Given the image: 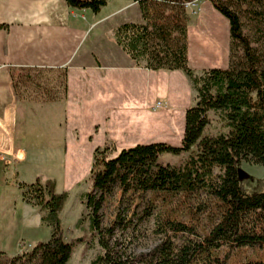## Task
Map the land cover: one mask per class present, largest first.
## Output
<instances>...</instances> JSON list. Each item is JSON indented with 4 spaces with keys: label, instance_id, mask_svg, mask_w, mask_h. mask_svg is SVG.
<instances>
[{
    "label": "trees",
    "instance_id": "1",
    "mask_svg": "<svg viewBox=\"0 0 264 264\" xmlns=\"http://www.w3.org/2000/svg\"><path fill=\"white\" fill-rule=\"evenodd\" d=\"M64 1L95 13L106 0ZM130 1L141 22L118 24L115 43L135 67L180 70L194 97L184 110L178 146L136 143L113 157L107 144L93 150L84 205L100 252L89 264H264V191H249L238 178L241 162L264 165V0H209L228 21L227 64L199 71L186 54L184 3L190 0ZM27 70L12 73L14 83H33ZM209 111L225 131L203 133ZM162 152L187 156L181 164H160ZM21 186L22 198L44 211L50 234L29 250L0 251V264H66L73 243L64 239L58 219L66 192H54L50 180ZM115 189L147 194L143 216L152 219L156 240L148 249L128 248L119 215L101 226L100 208Z\"/></svg>",
    "mask_w": 264,
    "mask_h": 264
},
{
    "label": "crops",
    "instance_id": "2",
    "mask_svg": "<svg viewBox=\"0 0 264 264\" xmlns=\"http://www.w3.org/2000/svg\"><path fill=\"white\" fill-rule=\"evenodd\" d=\"M184 8L187 60L225 57L227 64L226 18L209 0ZM123 22H141L136 2L106 0L94 13L64 0H0V251L19 253L20 243L29 250L50 229L44 211L22 198L21 186L42 183L26 177L48 159V144L50 156L56 147L64 154L70 178L81 169L78 180L97 147L155 142L176 121L180 140L193 91L180 70L135 67L113 39ZM19 69L64 72L61 98L25 96L14 83ZM154 101L164 109L152 111Z\"/></svg>",
    "mask_w": 264,
    "mask_h": 264
},
{
    "label": "rangeland",
    "instance_id": "3",
    "mask_svg": "<svg viewBox=\"0 0 264 264\" xmlns=\"http://www.w3.org/2000/svg\"><path fill=\"white\" fill-rule=\"evenodd\" d=\"M226 64L225 57L213 58L210 56H191L188 58V65L195 71L202 68L223 66ZM15 75L21 72H14ZM24 73V72H22ZM28 77L34 81L26 85H19V90L27 97L43 98L45 96L49 99L57 97L61 98L63 94V75L61 70L51 69H30L26 72ZM186 82H188L185 77ZM15 81V80H14ZM193 98V92L192 96ZM164 108H158L156 111H161ZM208 124L203 129L204 134L214 135L218 132L225 131L222 121L219 116L212 111L207 113ZM160 117V116H159ZM161 119V117H160ZM180 122H172L171 127L174 129H160L158 137L155 142H165L170 145H177L179 140H175V133L178 132ZM136 144V143H134ZM134 144L127 143L123 147L132 146ZM47 145L48 159L41 161L38 169L28 171L26 177L29 181L38 179L42 184L50 180L54 183L55 192L65 191L67 197L63 202L58 213L59 225L62 228L63 236L66 241L72 242V250L70 257L66 264H89V262L100 252V247L97 244L96 237L89 225L87 216L88 210L84 205V195L90 189L91 179L88 176V171L83 170L81 177L78 180L77 175L70 178V171L63 166L64 154L60 153L59 147L55 148L54 157L51 154V148ZM111 147L109 156L113 157L117 154L120 147L114 149ZM43 155V153H42ZM187 156L186 152H179L176 154L169 152H162L157 157V162L160 164H181ZM83 154H81V159ZM1 167V163H0ZM240 184L249 191H264V165H257L248 162L240 163V171L238 172ZM52 179V180H51ZM75 180V181H74ZM73 181V182H72ZM72 182V183H70ZM147 194L140 192H126L121 194L118 189L106 197L101 208V226L108 227L112 221L120 216L123 225L127 226L119 235L124 238L131 251L138 252L151 247L155 242V238L151 235L152 219H146L143 216L144 208L146 206L145 199ZM125 209V210H124ZM44 240L49 237L50 229H46ZM41 241V240H40ZM24 251V250H20Z\"/></svg>",
    "mask_w": 264,
    "mask_h": 264
},
{
    "label": "built area",
    "instance_id": "4",
    "mask_svg": "<svg viewBox=\"0 0 264 264\" xmlns=\"http://www.w3.org/2000/svg\"><path fill=\"white\" fill-rule=\"evenodd\" d=\"M195 6V0L186 1L184 3V7H194ZM164 106V103L161 101H154L153 104L150 106V109L152 111H155L158 108H161ZM5 161V155L3 153H0V163H3ZM23 244L20 243V250H23Z\"/></svg>",
    "mask_w": 264,
    "mask_h": 264
}]
</instances>
